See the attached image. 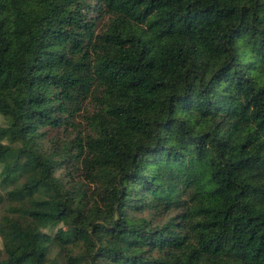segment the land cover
I'll return each mask as SVG.
<instances>
[{
    "label": "trees",
    "instance_id": "trees-1",
    "mask_svg": "<svg viewBox=\"0 0 264 264\" xmlns=\"http://www.w3.org/2000/svg\"><path fill=\"white\" fill-rule=\"evenodd\" d=\"M0 116V264H264V0H0Z\"/></svg>",
    "mask_w": 264,
    "mask_h": 264
},
{
    "label": "rangeland",
    "instance_id": "rangeland-1",
    "mask_svg": "<svg viewBox=\"0 0 264 264\" xmlns=\"http://www.w3.org/2000/svg\"><path fill=\"white\" fill-rule=\"evenodd\" d=\"M5 121L3 120V118L0 116V125H4ZM63 172L62 171H57L56 172V175L57 176H60ZM90 187V191L92 193H95V194H102L103 191H104V187L102 186L101 183H98V182H93L89 185ZM11 187H8L7 189H9ZM6 188H2L0 186V192L3 194L5 191H7ZM147 213V212H146ZM146 213H141V212H133L131 213L134 217V219L136 221H143V220H146V221H150V216L147 215ZM153 221L154 218H153ZM43 234L38 232L37 233V238H38V242L41 246L44 245V240H43ZM23 243V239L20 238V237H16V238H13V239H10V240H4L1 236H0V248H4V247H8V248H16L18 247L19 245H21Z\"/></svg>",
    "mask_w": 264,
    "mask_h": 264
}]
</instances>
